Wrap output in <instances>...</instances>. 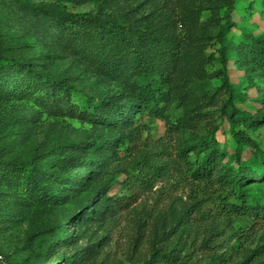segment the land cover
Returning <instances> with one entry per match:
<instances>
[{
	"label": "rangeland",
	"instance_id": "1",
	"mask_svg": "<svg viewBox=\"0 0 264 264\" xmlns=\"http://www.w3.org/2000/svg\"><path fill=\"white\" fill-rule=\"evenodd\" d=\"M82 13L101 20L71 22L82 40L37 31ZM112 29L134 47L154 40L174 50L166 83L149 74L159 81L157 95L162 87L169 97H157L163 108L143 107L145 77L135 83L127 40ZM256 39L264 43V0H0V264H152L160 251L175 264H241L264 244L261 214L223 207L241 203L232 194L233 133L250 140L241 145L244 162L264 156V122L243 121L244 113L264 119V53L252 50ZM98 41L113 74L95 56ZM33 72L77 92L63 84L36 90L27 84L38 77ZM83 100L123 108V123L104 119L111 110L82 115L76 104ZM211 135L220 143L211 176L196 178L211 148H190ZM24 162L32 164L24 170ZM153 173L147 189L137 186ZM262 179L245 182L249 203H264Z\"/></svg>",
	"mask_w": 264,
	"mask_h": 264
},
{
	"label": "trees",
	"instance_id": "2",
	"mask_svg": "<svg viewBox=\"0 0 264 264\" xmlns=\"http://www.w3.org/2000/svg\"><path fill=\"white\" fill-rule=\"evenodd\" d=\"M72 20L69 21L67 19H60L59 17L52 20V24L48 26L45 25L44 29H37L38 32H44L45 34L50 35V37L53 38H59V35H56V30H65L66 33H68L69 37L76 38L77 40L83 39V33H81L82 30L75 29L76 27L74 25H71V22L73 21H80V20H89L91 22H94L95 24H98L100 19L96 18L91 13H82V14H73L71 15ZM231 16L229 15L227 17V20L223 24L224 26L227 24H231ZM104 28L105 25L101 26ZM111 34L114 35L116 38L120 39L119 31L112 29ZM123 41L127 40L126 44V50L127 53L132 61H134L137 65L132 68V75L134 77H145V89L140 85V89L146 92V96L143 100V107L158 110L159 105L157 104V97L162 98V100H165V102L168 101V95L165 91H162V87L160 88V93L157 95V83L159 82L158 79H149V74L151 73H157L158 75H163V79L160 80V82H165V76L166 73L169 71L171 67L175 64V56H174V50L171 48H168L166 46L161 47V44L159 42H156L152 40L151 42L147 43V45H141V46H132L130 45L129 39L127 37H121ZM99 45H94L92 49L96 52V57L99 60H105V64H107V70L110 74H113V72L118 71L116 70V65L110 61H106L108 51L104 49L103 43L98 41ZM223 47V46H222ZM252 50H255L256 52H262L264 53V43L256 39L255 44L252 46ZM156 50V52L152 51ZM89 51V48L86 50ZM143 52H147L149 54L148 57H144L141 54ZM156 53L159 55V58L155 61L151 56V53ZM220 58L222 59V62L224 65L227 66L228 64V54H226V50L222 49L219 50ZM161 66H166L168 69L160 68ZM18 66V65H16ZM34 76H38L33 78V83L29 82L27 84H33L34 87H36L38 90L41 89V92H52L54 90H60L61 84H63V87L67 92H77L75 87H73L70 84L64 83V81L56 79L55 77L46 76L44 78L41 77L40 74L33 72ZM28 73L26 71L22 72L20 79H25L27 77ZM135 83L139 85L138 81L134 78ZM225 80L226 83H229V86L234 89V85L229 81V76L225 73ZM30 87V86H29ZM11 91L10 89H6V91ZM165 92V93H164ZM52 95V94H51ZM164 98V99H163ZM76 106L79 107V112L84 115L91 117L93 119H97L101 116V113L103 110H111L107 111V115L104 118L107 121L115 120L118 125L123 123V119L120 117H124V109H113V107H109L106 109L103 104L97 103L94 100H83L76 104ZM144 110V109H142ZM243 121H249V126L254 125L255 123H262L264 122V119L262 116H257L255 118L249 117L246 113L243 114ZM234 139L237 143V149L235 153V159L237 161V167H233L231 169L232 172V178L235 181V184L233 186V195H235V198L239 199L241 203H235V202H226L223 206L224 208H227L231 212H236L241 215H253V216H259L260 214L264 217V203L259 204H252L249 203V196L252 195L247 189L246 183L248 180L255 178V177H262L261 183L258 186V189L262 192H264V156L261 155L258 160L254 163L250 162H244L241 159V145L243 142H250L247 137H244L241 135L238 131L233 133ZM198 145L193 146L190 148V150H198L199 152H204L207 148H211V151L206 153L202 159L199 165L194 170V176L196 178H202V177H210L211 172L213 170L215 161H216V154L219 150L220 143L217 141L216 137L214 135L208 136V137H200L199 141L197 143ZM105 149H103L104 151ZM107 151V150H106ZM108 151L111 153V156H114V151L112 149H108ZM105 152V151H104ZM32 163L31 162H24L22 163V168L24 170L28 169ZM157 173H153L152 175H147L148 179H145L144 177L139 178V182H137V186L145 187L148 185L151 181L155 180ZM29 182L33 184V186H36V180L32 179L30 175L28 176ZM136 183V182H135ZM135 183H132L135 184ZM131 188V187H129ZM114 206V205H113ZM112 206V207H113ZM199 212H201V209H198ZM61 236L62 233H59ZM63 240V238L61 239ZM155 261L152 264H175L173 263L176 260V257L173 254H166L164 252H156L154 254ZM185 260V259H184ZM184 264H190L189 262L183 261ZM221 264H225L227 262V259H221ZM241 264H264V244H258L253 249H250L247 251V254Z\"/></svg>",
	"mask_w": 264,
	"mask_h": 264
}]
</instances>
